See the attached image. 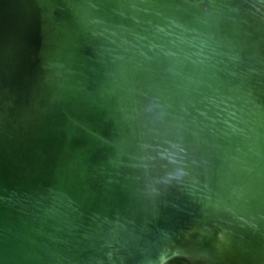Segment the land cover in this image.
Masks as SVG:
<instances>
[{"label": "water", "instance_id": "obj_1", "mask_svg": "<svg viewBox=\"0 0 264 264\" xmlns=\"http://www.w3.org/2000/svg\"><path fill=\"white\" fill-rule=\"evenodd\" d=\"M262 1L22 0L39 37L0 89V264L219 263L236 179L219 158L239 127L264 155L247 127L264 111Z\"/></svg>", "mask_w": 264, "mask_h": 264}, {"label": "bare ground", "instance_id": "obj_2", "mask_svg": "<svg viewBox=\"0 0 264 264\" xmlns=\"http://www.w3.org/2000/svg\"><path fill=\"white\" fill-rule=\"evenodd\" d=\"M262 2H264V0ZM206 3H208L207 0ZM195 11H201V13L205 15V17H207V15L209 14V9L203 10L201 7L199 8L198 6L195 8ZM237 11L238 9L231 13L232 10H223V12L221 13L222 22L227 20L229 14H231L230 18L233 19L235 16L238 15ZM251 15H253L254 18L256 17L254 12L250 10H245L243 12V15L241 16L243 19L249 21ZM146 25L150 27L152 24L147 23ZM116 28L120 30V34L124 42L127 40L129 41L132 38L131 32H129V30H124V27L122 26H116ZM262 90H264L263 87H260L255 90L261 99L264 96L259 94ZM256 98L258 99V97ZM258 107L256 108L258 109ZM257 109H254V112H256ZM263 112L264 111L258 110L255 113V117L253 118L254 121L247 123L249 131H253L255 134L259 132V134L264 135ZM239 121L241 122V118L239 119ZM242 131L243 130L239 127L235 133L237 143L229 144V146H234V148H236L237 154H235L234 156L231 155L232 150L230 148L229 156L225 154L227 159H223L221 156L219 158L222 159V161L225 163L224 166L228 173L233 175L236 179L231 180L229 193L228 195H226V197H223L226 198V200L228 201V205H224V208H226L225 210L228 211V218L225 215L226 229L221 231H218V228H216L215 230L213 229L214 234H216L218 238H224L225 236L227 237H225V239H227V243L225 245H220V247L222 246L224 247V249H227V252L220 253V255L215 253L213 254L214 256H217V259H220L218 260L219 263L216 264H264V255H262L261 253L257 255L258 250L264 247V214L257 215L259 205L264 204V170H261V166H264V155L262 157H247L249 154L246 153V151L249 150V147L244 141ZM245 131L247 132V130ZM251 133L252 132L248 134L251 135ZM242 147H244V149ZM233 188L237 190L236 194L233 193ZM237 203H243L246 206L243 214L241 215L238 213L237 215H234V207H237ZM230 212L234 214L231 215ZM245 219L247 222H245ZM244 222L247 224H252L253 228L258 226L261 227V241H259L258 233H255V231L247 233L248 235L242 232L239 226H241ZM220 224H222V222H220ZM243 234H246L248 237L244 238ZM249 238L253 239L255 247L257 246L256 251L251 250V247L247 246L249 245L247 242L246 244L240 243L238 247L235 245V243L238 244L239 241H247ZM260 242H262V244ZM224 255H226V257H224ZM203 260L206 259L203 258Z\"/></svg>", "mask_w": 264, "mask_h": 264}, {"label": "rangeland", "instance_id": "obj_3", "mask_svg": "<svg viewBox=\"0 0 264 264\" xmlns=\"http://www.w3.org/2000/svg\"><path fill=\"white\" fill-rule=\"evenodd\" d=\"M20 12L25 13L22 0H0V32H7V35L0 37V89L4 90L8 84L19 83L18 74L22 72V62L28 60L38 42L37 30L25 26L22 16L18 15ZM230 88L233 89L232 86ZM165 264L207 263L201 260L191 262L183 257H175Z\"/></svg>", "mask_w": 264, "mask_h": 264}]
</instances>
